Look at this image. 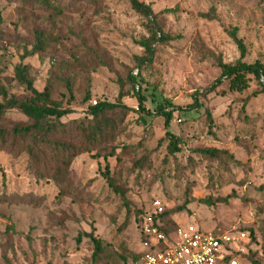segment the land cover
I'll use <instances>...</instances> for the list:
<instances>
[{
	"label": "rangeland",
	"instance_id": "374dc122",
	"mask_svg": "<svg viewBox=\"0 0 264 264\" xmlns=\"http://www.w3.org/2000/svg\"><path fill=\"white\" fill-rule=\"evenodd\" d=\"M140 1L151 6L162 31L173 39L157 45L154 61L137 75L143 109L135 97L121 100L136 110L126 117L118 139L131 149L108 164L126 188L127 200L107 186L103 159L90 153L73 160L69 193L58 197L52 183L27 172L24 156L0 152L5 172L4 180L0 174V264H138L141 252L155 242L152 230L172 243L177 230L188 225L215 234L244 232L237 260L264 264V94L252 96L258 89L254 79L242 93L230 92L224 81L210 88L220 73L217 63L239 57L228 35L233 27L245 45L243 61L264 62V0ZM211 9L212 19L198 15ZM0 17V83L23 95L14 67L25 64L36 89L49 81L51 98L72 110L62 121L83 117L94 101L114 102L118 80L138 72L135 57L142 48L137 42L146 36L145 20L127 0H49V5L0 0ZM35 31L43 33L47 46L27 56ZM124 88L131 92L126 83ZM194 100L201 105L196 111L172 113L169 125L182 143L170 156L164 118L155 107L169 101L186 109ZM6 116L25 120L16 111ZM201 147L227 150L230 156L204 158L194 152ZM142 155L150 165L132 169ZM203 198L227 199L208 206ZM179 206L171 216L176 227L166 234L157 231L159 209ZM92 228L103 246L100 261L93 263V245L82 235Z\"/></svg>",
	"mask_w": 264,
	"mask_h": 264
},
{
	"label": "trees",
	"instance_id": "16d2710c",
	"mask_svg": "<svg viewBox=\"0 0 264 264\" xmlns=\"http://www.w3.org/2000/svg\"><path fill=\"white\" fill-rule=\"evenodd\" d=\"M37 1L49 5V0ZM127 1L130 8L145 20L143 26L146 30V36L140 38L137 42L142 48V54L135 57V68L138 72L133 74L132 71H129L125 82L121 79L118 80L119 91L114 102L95 101L93 105L89 104L86 107L83 117L62 121L61 118L70 114L72 110L63 107L51 98L52 86L49 81L46 82L42 90L36 89L33 78L30 76L25 64L18 63L14 67V77L23 87V95L9 93L8 89L0 83V152L24 156L27 172L37 180L52 183L57 189L58 197L69 193L73 183V173L70 168L73 160L83 153H90L96 159H103L104 170L101 171V176L107 186L124 202L127 200L126 188L122 185L119 175L111 172L108 164L109 158L114 157L118 160L120 154L126 155L131 149V146L119 144L118 139L125 132L126 117L136 110L127 106L121 100L127 95L135 97L138 102V109H143V96L137 82V75L139 77L141 70L154 61L156 46L166 44L173 39L172 36L162 31L156 20V14H154L149 4H145L140 0ZM198 15L206 19L214 17L212 9ZM228 35L237 46L239 57L230 63L222 61L217 63L220 73L211 83L210 88H215L224 81L227 83L230 92L242 93L248 89L250 80L254 79L258 89L252 93V96L259 93L264 94V62L255 60L247 63L243 61L246 49L242 39L237 36V29L235 27L231 28ZM33 38L34 43L31 50L26 53L27 56L39 54L47 46L46 38L42 32L35 31ZM125 83L130 86L131 92L125 90ZM67 88L68 90L71 89L70 84H67ZM87 97L88 95L85 100H88ZM168 107H172L171 110H166ZM199 107L201 105L196 100L189 104L186 109L175 107L169 101H165L164 105H156L157 115L164 118L165 136L168 138L166 149L170 156H174L181 151L180 145L182 143L181 139L171 131L169 121L172 113L178 111V114L181 115L188 109L196 111ZM9 111L19 112L25 120L11 121L6 116ZM205 116L209 125H211V115L206 112ZM194 152L199 156L212 160H223L230 156L227 150L214 147L195 148ZM148 165H150L149 157L142 155L132 161L131 168H141ZM4 173L0 163V174L3 180L5 179ZM226 199L209 200V198H203L200 201L209 206L216 202H225ZM23 201L31 203L30 200ZM181 209L180 206L169 209L162 208L160 212L155 214V219L161 224H153V226L156 227L157 231L166 234L167 231L176 227V224L171 220V216ZM9 230L14 231L12 226L6 227V231ZM82 235L88 238L93 245L92 263L100 261L103 246L101 241L94 235L93 228L90 232H84ZM82 235L79 234L76 241H79ZM154 246L161 247L162 244L153 242L148 248ZM236 253H233V257L237 259ZM252 264L260 263L252 260Z\"/></svg>",
	"mask_w": 264,
	"mask_h": 264
},
{
	"label": "built area",
	"instance_id": "2783aa9c",
	"mask_svg": "<svg viewBox=\"0 0 264 264\" xmlns=\"http://www.w3.org/2000/svg\"><path fill=\"white\" fill-rule=\"evenodd\" d=\"M152 231L156 236L154 241L162 246L147 248L138 264H239L233 253L242 250L240 243L247 237L244 232L215 234L188 225L184 230H177L175 242L168 243L163 234Z\"/></svg>",
	"mask_w": 264,
	"mask_h": 264
}]
</instances>
